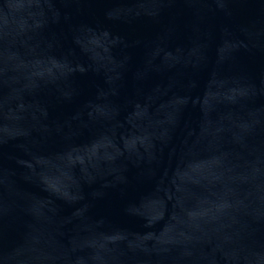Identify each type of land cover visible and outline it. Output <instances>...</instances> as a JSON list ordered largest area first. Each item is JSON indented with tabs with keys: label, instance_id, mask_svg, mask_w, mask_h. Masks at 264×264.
Masks as SVG:
<instances>
[{
	"label": "water",
	"instance_id": "95a60500",
	"mask_svg": "<svg viewBox=\"0 0 264 264\" xmlns=\"http://www.w3.org/2000/svg\"><path fill=\"white\" fill-rule=\"evenodd\" d=\"M0 264H264V0H0Z\"/></svg>",
	"mask_w": 264,
	"mask_h": 264
}]
</instances>
